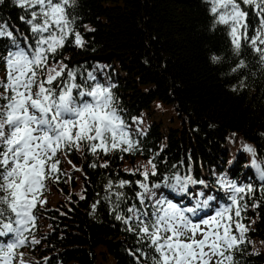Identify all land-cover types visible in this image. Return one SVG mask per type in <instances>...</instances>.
Wrapping results in <instances>:
<instances>
[{
    "label": "trees",
    "instance_id": "trees-1",
    "mask_svg": "<svg viewBox=\"0 0 264 264\" xmlns=\"http://www.w3.org/2000/svg\"><path fill=\"white\" fill-rule=\"evenodd\" d=\"M236 2L247 13L251 38L261 18L252 5ZM212 7L209 0H76L68 6L84 43L76 46L69 36L55 59L75 70L77 84L111 87L139 150L116 149L105 155L98 148L93 155L82 143L80 151L57 153L59 181L45 180L39 199L46 202L36 204L34 227L25 233L39 243L14 250L13 264H19L23 253L24 264H152L153 249L117 215L128 219L133 215L128 209L135 208L137 215L147 212L145 219L150 220L155 201L162 198L188 208L212 197L196 216L189 214L201 221L229 203L220 177L257 189L246 198L249 207L242 213L247 240L231 254L234 264H264V194L259 191L264 181L254 167L264 169V62L243 39L239 52L234 49L228 25L217 22L219 4L217 14ZM37 10L0 0V24L21 48L34 44L27 20ZM15 50L12 38L0 37V80L7 75L5 58ZM89 73L95 80L88 79ZM155 102L170 106L178 127L165 130L154 122L139 132L136 121L152 117ZM153 157L157 174L149 175L151 191L141 203L143 190L137 182L144 180L142 166ZM93 163L108 166L93 168ZM174 175L191 176L197 183L176 191L165 186V178L172 184ZM121 180L129 183L117 187ZM109 181L111 193L123 194L120 199L108 191ZM253 202L258 206L253 208ZM135 224L133 220L131 226ZM12 239L0 237V244Z\"/></svg>",
    "mask_w": 264,
    "mask_h": 264
},
{
    "label": "snow or ice",
    "instance_id": "snow-or-ice-1",
    "mask_svg": "<svg viewBox=\"0 0 264 264\" xmlns=\"http://www.w3.org/2000/svg\"><path fill=\"white\" fill-rule=\"evenodd\" d=\"M242 2L252 5L261 18L260 27L251 38L247 35V13L236 0H210L211 11L217 14L216 4H219L221 10L217 22L228 25L237 52L243 39L264 62V0ZM15 3L21 8L38 10L31 11V18L27 20L34 44H28L26 48H21L7 26L0 24V37L12 38L16 47L5 58L7 75L5 80H0V88L4 90L0 92V100L5 101L0 104V193H3L0 195V237L13 236L7 244H0V264H13L14 250L39 243L34 236L29 239L25 233H30L34 227L36 204L46 202L39 199L46 188L45 180L59 181L57 153L67 155L73 149L80 151L82 143L93 155L98 148L105 155L116 149L133 154L139 150V142L132 138L129 126L120 115L111 87L99 83L93 86L77 84L75 70L55 59L69 36L76 46H83V37L75 30V20L67 12L68 6H74L76 0H15ZM212 59L218 60L217 57ZM88 79L95 80V77L89 73ZM247 151L254 154L251 147ZM153 159L142 166L140 174L144 180L137 182L143 190L139 193L141 203L151 191L146 183L149 175L157 174ZM97 166L108 165L91 164L93 168ZM254 167L264 181V169L255 163ZM171 179L174 183L169 184L165 178V186L176 191H187L189 184L197 183L191 176L174 175ZM128 183L121 180L117 187L122 188ZM218 183L228 194L229 203L220 205L214 215L200 222H193L189 214L196 216L198 209L206 208L212 197L188 208L162 198L155 201L150 220L145 219L147 212L137 215L135 208L128 209L133 213L128 219L120 215L116 218L130 225L128 230L136 231L140 241L153 249L152 264H212L213 257L218 258L215 264H224V261L234 264L231 253L238 251L247 240L248 227L243 223L246 217L242 215L249 207L246 198L257 189L251 184L237 185L224 177L218 178ZM112 188L109 181L107 189L110 193ZM259 191L264 194V186ZM111 194L117 199L123 195L120 192ZM80 198L84 199L83 196ZM257 206L253 202L252 207ZM133 220L135 227L131 226ZM19 264L24 261L20 259Z\"/></svg>",
    "mask_w": 264,
    "mask_h": 264
},
{
    "label": "rangeland",
    "instance_id": "rangeland-1",
    "mask_svg": "<svg viewBox=\"0 0 264 264\" xmlns=\"http://www.w3.org/2000/svg\"><path fill=\"white\" fill-rule=\"evenodd\" d=\"M152 109H153L152 117L144 116L140 119L142 123H140V126L137 127V130L139 132H143L146 129H148V127L152 125L154 122L162 123L165 130H168L169 127L173 128V126L178 127V120L176 114L171 110L169 105L162 106L160 103L155 102L152 106ZM193 222H198V221L193 220ZM199 238L200 237L197 236V239ZM205 251H207V249H205ZM217 259H218L217 257H213L212 264H215ZM224 264H227V262L224 261Z\"/></svg>",
    "mask_w": 264,
    "mask_h": 264
},
{
    "label": "bare ground",
    "instance_id": "bare-ground-1",
    "mask_svg": "<svg viewBox=\"0 0 264 264\" xmlns=\"http://www.w3.org/2000/svg\"><path fill=\"white\" fill-rule=\"evenodd\" d=\"M254 56H256L255 53H254ZM258 56H259V55H258ZM258 58H259V57H258Z\"/></svg>",
    "mask_w": 264,
    "mask_h": 264
}]
</instances>
